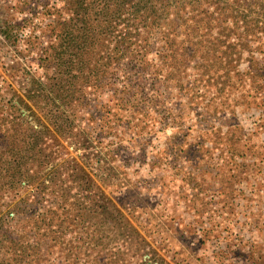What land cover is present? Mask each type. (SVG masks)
Returning a JSON list of instances; mask_svg holds the SVG:
<instances>
[{
	"label": "rangeland",
	"instance_id": "rangeland-1",
	"mask_svg": "<svg viewBox=\"0 0 264 264\" xmlns=\"http://www.w3.org/2000/svg\"><path fill=\"white\" fill-rule=\"evenodd\" d=\"M47 1L0 0V260L22 248L42 255L31 264H264V80L167 100L147 87L165 105L136 106L112 74L36 104L58 30ZM18 163L44 183H12Z\"/></svg>",
	"mask_w": 264,
	"mask_h": 264
},
{
	"label": "trees",
	"instance_id": "trees-1",
	"mask_svg": "<svg viewBox=\"0 0 264 264\" xmlns=\"http://www.w3.org/2000/svg\"><path fill=\"white\" fill-rule=\"evenodd\" d=\"M52 7L58 30L53 52L44 58L48 79L37 81L29 95L36 104L44 96L61 106L72 98L76 81L102 83L112 74L123 78L121 92L133 90L136 106L165 105L147 87L167 100L164 92L177 87L207 93L222 77L264 80V0H55ZM2 34L14 38L13 27ZM256 87L264 90L263 84ZM35 146L28 139L21 148ZM21 164L9 176L12 183H44ZM41 257L38 250L27 254L20 248L0 264H31Z\"/></svg>",
	"mask_w": 264,
	"mask_h": 264
},
{
	"label": "water",
	"instance_id": "water-1",
	"mask_svg": "<svg viewBox=\"0 0 264 264\" xmlns=\"http://www.w3.org/2000/svg\"><path fill=\"white\" fill-rule=\"evenodd\" d=\"M155 264H158V263H155Z\"/></svg>",
	"mask_w": 264,
	"mask_h": 264
}]
</instances>
